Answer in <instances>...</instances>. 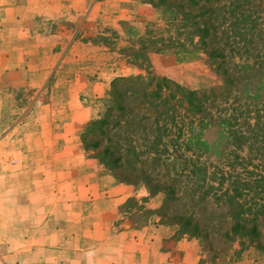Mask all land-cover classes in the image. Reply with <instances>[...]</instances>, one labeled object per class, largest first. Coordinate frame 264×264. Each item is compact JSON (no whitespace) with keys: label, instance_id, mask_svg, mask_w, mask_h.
Returning <instances> with one entry per match:
<instances>
[{"label":"rangeland","instance_id":"obj_1","mask_svg":"<svg viewBox=\"0 0 264 264\" xmlns=\"http://www.w3.org/2000/svg\"><path fill=\"white\" fill-rule=\"evenodd\" d=\"M205 5L210 3L0 0V264H47L49 258L50 264H87L85 252L60 255L54 251L59 244L26 241L33 225L43 239L50 229L44 227L45 208L65 203H94L101 236L128 241L124 260L116 254L119 246L106 245L112 252L101 247L96 264H107L106 255L113 258L110 264H264V158L256 151L263 143H225L217 122L231 113L241 118L240 108L215 103L203 118L186 111L187 101L175 88L221 85L217 65L222 58L209 55L220 43L227 53L224 67L232 75L264 65V20L259 19L256 32L238 23L228 34L221 29L219 43L211 42L212 35L203 44L194 33L196 25L185 30L182 24L192 17L199 26L209 22L208 14L200 16ZM254 71L264 76V69ZM148 76L155 78L150 91L161 93L150 103L143 99L146 81L140 78ZM126 78L134 80H120ZM163 78L170 86L159 89ZM239 90L232 87L229 104L242 101ZM257 99H264V87ZM161 111L169 118L158 116ZM199 119L216 126L206 132L211 147L192 137ZM239 122L237 127L247 126ZM158 126L169 130L158 146L164 145L170 159L162 165L147 153L159 140ZM60 151L67 157L64 163L58 160ZM120 154L121 164H114ZM170 164L184 168L198 191L179 189V199L160 209L164 194L151 193L143 179L145 173L154 181L163 179ZM63 170L66 180H60ZM92 183L94 189H88ZM176 215L194 217L199 234L180 227ZM107 222L114 224L105 228ZM236 223L256 226L258 235L234 236ZM122 225H132L130 232L119 231ZM16 236L20 241L12 242Z\"/></svg>","mask_w":264,"mask_h":264},{"label":"trees","instance_id":"obj_2","mask_svg":"<svg viewBox=\"0 0 264 264\" xmlns=\"http://www.w3.org/2000/svg\"><path fill=\"white\" fill-rule=\"evenodd\" d=\"M192 5L200 4V0H184ZM206 4L203 12L200 13L201 15L208 14L209 22L206 21L203 26H199V21L196 18H187L186 21L183 22L182 27L186 30L192 25H196L194 29V33L200 37V40L203 44H207L206 38L208 36L214 37L211 42L219 43L220 40H217L219 34L223 37L224 34H228V31L231 29H236V26H241L242 29L245 31H255L257 24L259 25V19L264 20V17H261V12H264V0H204ZM215 3L214 5H211ZM264 14V13H263ZM263 16V15H262ZM227 17V18H226ZM176 16L172 17V20H176ZM217 19V21L215 20ZM226 18V19H225ZM211 19H214L212 21ZM225 19V20H224ZM227 25H223V23ZM261 26V25H260ZM240 28V27H239ZM238 28V29H239ZM221 29H225L226 33L221 31ZM228 30V31H227ZM262 30L258 29L257 33ZM224 33V34H223ZM232 33V31H231ZM229 33V35H231ZM219 36V37H221ZM220 39V38H219ZM222 43H220V47H212L209 51L210 57H221L222 61L217 65V70L220 72L221 76L223 77L222 84L217 87H212L209 89L203 90H185L181 85L175 84V88L180 90L182 94V98L187 101L188 108L187 112L192 114L201 113L203 118L209 117L211 115V108L215 105H222L223 102L229 106L230 109L238 110L240 108V115L239 114H230L226 118L221 117L219 119L217 133L218 137L224 140L225 143H230L231 140L238 141H248L253 142L254 144L263 143L262 145H257V153L259 157L264 158V99L259 101L261 96V91L264 87V76L257 77L255 75V71L259 72V70L264 69V65H254L250 66L249 72L245 75L240 74H231L229 69L224 67V63L226 61L227 53L222 49ZM224 45V44H223ZM146 81V87L143 88L142 96L143 99L147 102H151L152 99L161 97V93L159 90L150 91L149 87L152 85L153 81L155 80L154 77H140ZM122 81L134 80L133 78L130 79H120ZM159 89L162 86L168 88L170 86V82L167 81L165 78L162 79V83H157ZM232 87L237 88L240 92H238L237 97L241 98L242 101H237L238 103L233 104L235 99H232V103H228L229 97L228 95L232 93ZM209 98H212L209 101ZM237 104V105H236ZM112 109V106H110ZM119 109L124 110L125 107L120 105ZM158 116H165L168 117V112L164 114V111L158 112ZM237 116V117H236ZM169 118V117H168ZM239 120L241 122H239ZM108 117L102 120V123H107ZM204 119H199V123L193 128L192 130V137L197 142V144H201L203 147H211L212 139L208 137V133L213 130H216L215 124L213 127L209 128L207 125H203ZM191 123H196V121L191 120ZM237 122H239L238 126H241V123H246L247 126L245 127L247 130H244L243 127H237ZM156 122V126H157ZM223 126V127H222ZM243 129V130H242ZM158 133L160 132L159 140L156 142V147L147 151L152 161L157 163L158 165H162L164 162H168V159L164 153V145L161 149L158 146L162 145L163 141V134L168 132L169 130L164 126L157 127ZM209 142V143H208ZM211 142V143H210ZM154 145V146H155ZM107 153H110L109 149H106ZM133 153L134 150L132 151ZM123 160L122 155H118L114 160L113 163L117 164ZM168 172L167 175L164 176L163 179L154 181V179L146 174L145 179L143 182L147 186L148 190L153 193L161 192L164 194L163 205L160 209L164 208V205L174 203L179 199L177 195L179 189H183V192L195 191L197 192L198 187L191 182V178L189 176L184 175V168L177 170L173 164L168 165ZM263 178V176L261 177ZM263 181V179H262ZM153 183V186L150 185ZM202 187V186H201ZM200 188V187H199ZM201 192L205 189L204 187L201 188ZM227 190V189H226ZM162 217V216H161ZM176 218L179 220V226L186 229L191 230L193 234H199L200 225L198 222L193 224L194 217L189 215H176ZM163 218V217H162ZM234 236H240L241 239L252 238L258 235L257 227L253 226L250 229H246L245 225L241 223H236L233 228Z\"/></svg>","mask_w":264,"mask_h":264},{"label":"crops","instance_id":"obj_3","mask_svg":"<svg viewBox=\"0 0 264 264\" xmlns=\"http://www.w3.org/2000/svg\"><path fill=\"white\" fill-rule=\"evenodd\" d=\"M62 151L59 152V159L60 162L66 161L67 157H65ZM68 177L67 173L63 170L60 172V180H66ZM93 182V181H92ZM80 185V186H79ZM78 187L81 190H83V184H79ZM94 189V184L92 183L88 189ZM95 193L92 192V195ZM82 196H78L76 198V201L81 199ZM112 200V199H111ZM113 201V200H112ZM112 206V205H111ZM110 206V207H111ZM108 209V206H105V209ZM112 209V207H111ZM47 214L46 222L44 227H50L48 231L46 230L44 233H42L41 239L39 236L40 234L38 230H36V227L38 225H33L34 227L32 232L28 235L27 243L29 244H36L41 243L44 245L53 246V244H59L57 248H54V251L59 252V254L67 253L69 255L80 253H86L89 250H94L95 253L101 249V247H106V245H117L119 246L117 248L116 254L120 256V259H123L127 257L128 251L125 249V244L128 242L126 239H124L123 236L116 237V235H104L101 236V222L99 220V208L94 203L86 206L79 203L74 204H60L57 206L55 205H49L44 210ZM114 224L111 222V225L109 222H107V225L105 228H110ZM104 226V224H103ZM132 228V225H122L120 227L119 231L123 229L122 233H128L130 232V229ZM18 235V234H16ZM18 238V236H16ZM20 238V237H19ZM13 239L12 242H19L20 239ZM123 238V239H122ZM122 239V240H121ZM143 239L140 238V241L142 242ZM136 239H133L129 242H134ZM49 246L46 247L47 250H49ZM109 250H107V249ZM105 252L108 251L107 254H109L111 251V248L106 247ZM104 256V255H103ZM100 257V256H99ZM107 260L112 261V257L106 255ZM107 261V264H110Z\"/></svg>","mask_w":264,"mask_h":264},{"label":"clouds","instance_id":"obj_4","mask_svg":"<svg viewBox=\"0 0 264 264\" xmlns=\"http://www.w3.org/2000/svg\"><path fill=\"white\" fill-rule=\"evenodd\" d=\"M2 179V178H0ZM17 247H24V245H17ZM11 251H15V249H10ZM96 253L94 250H89L85 253V257L87 260V264H96V261L94 260ZM52 258H49L47 260V264H50ZM25 264H28V261H25ZM73 264H79V262L74 261Z\"/></svg>","mask_w":264,"mask_h":264}]
</instances>
